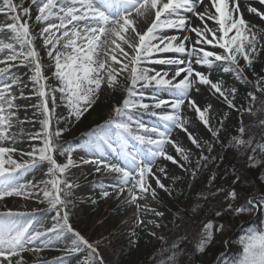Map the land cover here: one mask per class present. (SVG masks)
I'll return each mask as SVG.
<instances>
[{"label": "snow or ice", "instance_id": "snow-or-ice-1", "mask_svg": "<svg viewBox=\"0 0 264 264\" xmlns=\"http://www.w3.org/2000/svg\"><path fill=\"white\" fill-rule=\"evenodd\" d=\"M259 4L264 5V0H259ZM31 6L37 8L35 22L44 25L39 37L43 39L47 55L54 61L53 76L59 82L55 88H49L45 83L47 78L43 74L40 55L34 44L37 37L33 35L29 23ZM198 6L203 8V11H198ZM242 8L240 0H208L207 4L205 0H30L28 7L24 6V0H20V3H15L14 0H0V14L12 21L0 24V64L4 65L0 67V77H4L17 64L25 67L31 65L33 74L30 80L36 86V95L41 101L36 107L43 115L40 121L41 130L28 134L30 140H39L40 146H33L31 151L23 153L29 159L19 162L14 158L18 151L14 146L18 134L12 133L11 129L15 123L22 124L23 121L16 120V112L12 111L17 106L14 104L16 97L11 94V89L13 85L21 83L20 78L16 77L11 83L5 82L0 87V200L12 196L28 198L31 192L26 189L35 188L37 185L34 182L21 184L18 177L29 170H39L47 164L44 175L48 179L39 182L43 184L40 191L50 210H56L54 219L57 220L47 231H38L32 229L30 221L22 222L19 219L27 215L25 213H0V264H25L23 253L39 254L43 248L52 244L53 239H59L65 233H71L74 238L72 246L67 249L69 255L80 252L81 246H84L90 251L81 264H102L97 261L96 247L69 223L68 205L72 203L69 197L72 196L75 185L70 183L66 176L69 169L77 165L72 159L74 149L56 143L66 129L53 131L51 128L56 111L55 93H60V100L67 107L69 117L79 120L96 103L102 86L114 89L120 86L119 77L125 72L128 73L129 83L123 85L125 98L119 106L113 108V115L98 126L100 135L96 136L92 143V147L101 155L104 154L102 145H107L116 152L112 142V137H115L120 154L126 158V164L121 166L104 160H84L83 163L96 164L97 172L103 168L109 173L117 174V198L127 192L124 202L135 205L139 212V200L147 195L153 199L157 196L156 188L152 187L150 180L155 181L157 188L169 191L153 171L157 157L173 164L178 163L177 159L165 150V145H171L181 160H189V151L171 138L173 128L186 133L188 140L197 148L202 147L200 139L186 127L189 121L181 115L182 106L193 109L215 141L220 142L221 129L213 128L210 123L211 106L201 108L190 96V92L197 85L210 86L215 94L223 97L229 108H236L234 100L237 89L228 88L221 81H213L210 75L216 68H222L226 73H235L238 80L247 81L245 70H252L255 54L264 50V25L247 20ZM246 11L264 22V9L248 4ZM192 17L198 19L203 26H193ZM208 21L212 22L211 26ZM166 30L194 33L196 39L189 47V35L182 38L166 35ZM203 45H210L211 48L222 51L206 50ZM159 53L179 55L157 58ZM241 60L243 64L240 63ZM145 63L177 67L169 77L167 71H155L153 74L152 69L143 67ZM194 65L205 66L209 72L206 74L199 71ZM178 77L182 78L177 79ZM255 85L256 91L264 93V76H260ZM138 88L166 91L173 98L171 101L155 99V102L149 105L143 102L144 92L138 91ZM248 96L252 102L257 100L253 92H249ZM164 107H170L172 111L158 113L153 110ZM134 111H143L157 117L164 130L161 131L156 126L149 128L134 119ZM238 111L252 110L241 108ZM220 123L223 127V121ZM259 123L264 128V119ZM141 132L154 133L157 138ZM238 133L224 147L231 146L237 151L243 149L252 153L247 156L249 167L264 163V160H259L256 155L257 152L264 154V142H257L250 135L245 138L246 128L243 123ZM23 134L21 130L19 135ZM130 139L145 146L147 156L140 150H130ZM204 144L211 153L212 143L204 141ZM57 152L62 156L66 155L65 162L57 161ZM210 159L214 160L215 157L210 158L201 153L200 161L207 162ZM200 161L197 162L198 167ZM203 167L206 168L207 163H204ZM159 171L164 173L165 169L161 167ZM191 174L196 176L195 171ZM233 174L235 184L240 180V176L235 174V170ZM215 179L213 175L211 180ZM260 179L264 182V174ZM109 196V191H101L102 198ZM237 197L235 189L227 192L226 199L234 201ZM258 205H264V195L259 199L248 198L244 204L235 208L230 203L228 209L235 214H242L251 212ZM154 214L163 215L162 212ZM216 215L220 216L221 212L217 211ZM136 221L137 224L143 223L139 215L136 216ZM212 238L213 224L208 222L204 225L195 250L204 252ZM165 251L171 253L167 256V264H177V257L182 251L179 246L173 243L171 249ZM57 264H63V258H58ZM160 264H165V261ZM234 264H264V229L252 231L242 241V253Z\"/></svg>", "mask_w": 264, "mask_h": 264}, {"label": "rangeland", "instance_id": "rangeland-1", "mask_svg": "<svg viewBox=\"0 0 264 264\" xmlns=\"http://www.w3.org/2000/svg\"><path fill=\"white\" fill-rule=\"evenodd\" d=\"M15 3H20V0H14ZM24 6H30V0H24ZM254 7L261 8L259 2L255 1ZM37 14V8L31 6V19L29 21L32 33L37 38L34 40L35 47L40 55V62L43 66V74L47 78L45 83L49 88H55L59 82L53 76L55 68L52 69L51 65L54 61L47 55V49L44 47L43 39L39 37V33L44 25L37 24L35 22V15ZM249 21L253 20V17L249 15ZM12 21L9 20V23ZM57 22L58 21H54ZM201 24V22H200ZM201 26H203L201 24ZM175 33V32H174ZM186 34L192 35L189 32H179V37H183ZM10 35V33H8ZM206 50L221 52V49H213L211 46H205ZM256 55V59L253 62L252 70H245L244 75L247 77V81L238 80L235 73L224 72L222 68H216L211 72L210 79L213 81H221L223 84L237 89L234 103L236 108H229L223 97L219 94H215L210 86L197 85L190 92L197 97L203 99L202 102H197L201 107L209 108L210 123L213 128H220V142L217 143L211 136V133L204 127L199 121L196 113L193 109L182 106L181 115L189 121L186 127L194 134V136L200 139L201 148H197L188 140L187 134L179 129L173 128L171 138L176 140L190 153L189 160L187 162L180 159L176 154L175 149L171 145H165V150L173 155L178 163L173 164L171 161L164 160L162 157H157L153 164V171L158 176L163 184L169 189L165 192L163 189L156 187L155 181L150 180L153 188H156L157 196L153 199L150 195L141 199L138 203L141 205L139 212H137L136 206L128 204L125 201L127 192L117 198L116 186L118 181L115 173H109L103 168L99 172L96 171L97 165L94 163H83L84 160H104L107 163H114L124 166L126 164V158L120 154V148L117 141L113 142L115 137H112L113 147L117 149L113 152L107 147L102 145L104 154L96 151L92 147V143L95 141L96 136L100 135L98 126L102 125L113 115V108L119 106L122 100L125 98L126 92L123 85L129 83L127 77L128 73H123L120 77V86L114 89H109L106 86H102L96 103L86 112L79 120L74 117H69L68 109L60 100V93H55L56 111L54 113L51 128L53 131L56 129H66L63 131L60 138L56 141L57 144L63 145L65 148L71 147L74 149L72 152V159L75 161V167L69 169L66 179L75 185L72 189V196L69 199L72 201L68 205L69 210V223L73 229L79 232L92 243L98 253L97 261L102 264H143L147 258V252L164 244L166 237L176 231L182 221L189 215H184L185 210L190 209L198 201L199 196L207 189L210 194H216L217 204L216 211H220L223 207L228 206L224 200H218L223 198L224 194L218 195V191L215 188H211L215 180H211V177H220L223 171L227 168L225 158L227 152H235V157L239 154L235 148L228 145L233 136L238 135V129L243 123L246 128L248 120L252 118L256 110L262 111V106L258 103L259 97L264 100V93L256 91L255 82L260 76H264V50L260 51ZM176 56V55H175ZM172 57L170 54H161L157 58ZM50 60V61H49ZM47 62L46 65H43ZM243 64V60L240 61ZM157 68V71L163 73L167 71L169 77L174 74V70L177 66L170 65L167 69L163 68L161 64H149L145 63L143 67ZM0 67L4 65L0 64ZM164 69V70H163ZM199 71H204L206 74L209 69L205 66L197 68ZM155 71H153L154 73ZM255 73V75L253 74ZM31 65L25 67L17 64L11 68L9 72L0 77V87L5 82L11 83L12 79L19 77L21 83L12 86L11 94L16 97L14 104L17 106L12 109L16 112V120L22 119L23 123H15L12 133L18 134L14 146L18 149L17 155L21 156L23 153L31 151L33 146H40L39 140H30L28 138L29 133L38 132L41 128L40 121L43 119L41 110L36 106L40 104V97L36 95V86L30 80L32 75ZM182 77H178L180 79ZM198 89V90H197ZM138 91L144 92V103L149 105L155 102V99H162L166 101L172 100V95L166 91H154L153 88L139 89ZM249 92H253L257 97L255 102H252L248 96ZM194 95V96H195ZM231 99V97H229ZM117 100V102H113ZM49 107H52L51 96H49ZM251 108V112L238 111V109ZM156 112H171L170 107H164L162 109H153ZM134 119H137L147 125L149 128L156 126L163 131V125L157 120V117L149 115L143 111H134ZM221 121H223V127H221ZM135 127V126H133ZM23 130V135H19ZM41 130V129H40ZM39 130V131H40ZM144 135H151L154 139L157 138L154 133H143ZM204 141H209L213 145V151L208 152L207 146ZM130 150L142 151L147 156V149L145 146L138 144L136 141H129ZM38 147V146H37ZM215 157L207 162L200 161V155ZM27 156V155H25ZM58 162L63 163L66 161V155H61L59 152L55 153ZM241 157V153L239 155ZM244 157V155H242ZM15 157V155H14ZM240 159V158H239ZM200 161L198 167L197 162ZM207 163V167H203V164ZM249 163V162H248ZM182 165V166H181ZM48 165H43V178L48 179L44 175ZM164 168V173L159 171V168ZM250 169V168H249ZM230 170V172H229ZM228 174L234 175L233 170L237 171L236 167L230 168ZM37 169L29 170L23 175L18 177V182L24 184L27 178L32 175ZM196 172V176H192V172ZM221 171V172H220ZM220 172L219 174H216ZM252 169L248 171L246 176L241 177L242 182L247 183L250 180ZM211 181V182H210ZM37 187L33 190H29L31 195L28 198L22 196L6 197L0 200V213L11 211L13 203L23 202L26 213L24 217L19 219L23 221H30L33 230L47 231L57 223L54 219L56 216V210H50L48 203L44 200L40 189L43 188V184H36ZM228 187V186H227ZM226 187V189H227ZM224 189V190H226ZM107 190L110 193L108 198L101 197V191ZM28 191V190H26ZM216 191V192H215ZM223 191V190H222ZM95 201V203H93ZM232 203V200H228ZM246 202V201H245ZM24 209V208H23ZM154 212H162V216H156ZM62 215V212H61ZM139 215L143 220L142 224H137L136 216ZM228 227H234L235 232H238L236 226L245 225V236L240 239H245L252 231L264 229V205H258L251 212H245L242 214H235L228 219ZM159 225V227H157ZM248 229V233H247ZM155 233V235H152ZM234 233V232H233ZM247 233V234H246ZM243 234V233H241ZM55 235V234H51ZM71 233H65L59 239H53L52 244L39 253L25 252L23 253L25 264H57L58 258H63V264H81V262L88 256L89 249L81 246V251L69 255L67 249L72 246ZM43 247V246H41ZM241 254L237 256L239 259ZM101 256L107 258V261H102Z\"/></svg>", "mask_w": 264, "mask_h": 264}, {"label": "trees", "instance_id": "trees-1", "mask_svg": "<svg viewBox=\"0 0 264 264\" xmlns=\"http://www.w3.org/2000/svg\"><path fill=\"white\" fill-rule=\"evenodd\" d=\"M262 101H264L263 98L259 97L258 103L262 106V111L256 110L252 118L245 125V138L250 135L257 142H264L262 141L264 128L259 123L261 119H264V104H262ZM113 102L115 103L117 100H113ZM234 153L227 152L225 163L228 166L220 177L215 179L211 187L218 191V195L224 194L223 198L218 200L222 199L228 204H230V201H228L230 199H226L227 192L235 189L238 197L231 203L233 208L244 204L248 198L256 197L259 199L261 195H264V182L260 179L261 175L264 174V163H258L255 167H249L247 156L252 153L246 152L243 149L239 151L236 157ZM240 153L241 157L239 156ZM256 155L259 160H264V154L257 152ZM234 167L238 169L235 171V174L240 176V180L235 184H233L235 176L228 174V170ZM251 169L250 180L247 183L242 182L241 177L246 176ZM218 206L216 194H210L207 189L204 193L202 192L194 206L183 213L184 215H191L187 216L185 221H182L183 223L176 231L166 237L164 244L146 253L147 258L143 264H160L161 261H165V264H167V256L171 253L165 250L171 249L173 243H176L182 250L177 257V264H234L237 256L242 253L243 239L240 238L245 236V225L236 226L239 227L238 232H235L236 228L233 230L234 227L229 228L228 223L225 222H228V219L234 215V212L226 206L220 209L221 215L217 216L216 208ZM208 222L213 224L212 241L206 246L204 252H197L195 250L196 244L201 238L204 225ZM221 225H223L222 228L220 227ZM216 229L220 230L217 231Z\"/></svg>", "mask_w": 264, "mask_h": 264}, {"label": "bare ground", "instance_id": "bare-ground-1", "mask_svg": "<svg viewBox=\"0 0 264 264\" xmlns=\"http://www.w3.org/2000/svg\"><path fill=\"white\" fill-rule=\"evenodd\" d=\"M255 1L259 2V0H240L241 4L243 6L242 11L244 12L245 18L247 20H248V17L250 15V16L253 17L252 22H254L257 25H264V22L260 21L259 18H257L254 14L248 13L246 11V6L248 4H251L252 6H254ZM207 3H208V0H205V4H207ZM261 6L262 7L261 8H258V9H264V5H261ZM197 10L198 11H203V8H201V7L198 6ZM186 15H190V14H186ZM191 19H192L193 26H197V25L198 26H201L200 21L198 19H196L195 17H192ZM9 20L10 19H8L6 16H4L3 14H0V24L9 23ZM81 23H83V22H81ZM208 24L211 26L212 25V22L211 21H208ZM142 27H146V26L145 25H142ZM164 34H166V35H176V36H179V31H176V30H166V32ZM186 35H189L190 38H191L190 42H188V45L190 47L192 45V43H194L196 37H195V34L194 33H192V35H190V34H186ZM205 46H208L209 47V45H203V47H205ZM161 54H170L172 56H175V55L178 56L179 55V54H174V53H159V54H157V57L159 55H161ZM185 59H187V57H185ZM193 59H195V58H193ZM50 60H51V58H50ZM46 64H47V62H44L43 63V65H46ZM161 66L163 68H165V69H167L168 67H171L170 65H161ZM181 67H182V65H181ZM194 67L197 69V68H201L203 66H201V65H194ZM51 68L54 69V63H52ZM149 69H152L153 71H157V68H154L153 66H152V68H149ZM194 95L192 94L191 97L192 98L194 97L197 102H202L203 101V99L201 97H197L196 95L195 96ZM19 120L22 121L21 118H19ZM40 129L41 128H39V130ZM39 130H38V132H39ZM115 141L116 140H114L113 142H115ZM36 145L39 146L38 144H36ZM14 158L17 159L19 162H23V161H26V160L29 159L28 156H25V155L19 156V155H17V153L15 154V157ZM42 178H43V166H42L41 169L35 171L32 175H30L27 178V180H26V182L24 184H27L28 182H34L35 184L40 185L39 182L42 180ZM26 190H28V191L29 190H33V188H27ZM11 210H12V212L25 213V214L28 213V212L25 211V207H24L23 202H18V201L15 202V203H13V206H12ZM101 260L102 261H107V258H105L104 256H101Z\"/></svg>", "mask_w": 264, "mask_h": 264}]
</instances>
